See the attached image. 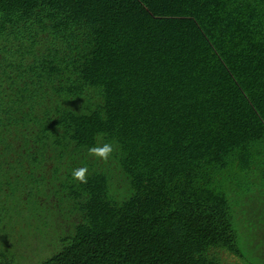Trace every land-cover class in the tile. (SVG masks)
Here are the masks:
<instances>
[{"label": "trees", "instance_id": "trees-1", "mask_svg": "<svg viewBox=\"0 0 264 264\" xmlns=\"http://www.w3.org/2000/svg\"><path fill=\"white\" fill-rule=\"evenodd\" d=\"M263 207L264 0H0V264H253Z\"/></svg>", "mask_w": 264, "mask_h": 264}, {"label": "clouds", "instance_id": "clouds-1", "mask_svg": "<svg viewBox=\"0 0 264 264\" xmlns=\"http://www.w3.org/2000/svg\"><path fill=\"white\" fill-rule=\"evenodd\" d=\"M114 146L111 142H106L98 146H92L88 149L89 156L97 159L99 162H108L114 152ZM72 178L79 183H87L88 168L79 167L72 170Z\"/></svg>", "mask_w": 264, "mask_h": 264}, {"label": "rangeland", "instance_id": "rangeland-1", "mask_svg": "<svg viewBox=\"0 0 264 264\" xmlns=\"http://www.w3.org/2000/svg\"><path fill=\"white\" fill-rule=\"evenodd\" d=\"M258 183H260V182H258ZM249 185H250L249 183L245 182V186H249ZM252 190H253V188H252ZM238 192H240V190H238ZM259 219H260V221L264 220V207H263V210H262V215H261V217ZM11 239H13V241ZM11 239L8 240V241H10L11 244H13L14 241L16 243L18 241L15 235ZM262 242H263L262 240L257 241V240H254V239H245L244 244H246V245L244 247L245 248L244 251H245V254L248 257L249 263L264 264V259L262 258V260H261ZM16 246H18V245H16ZM22 252H23L24 256L28 254V252H26L25 249H22ZM38 254H39V257H41L44 254V250L41 249V248L38 250V252L34 256V259H35L34 261L37 260V255ZM27 264H29V263H27Z\"/></svg>", "mask_w": 264, "mask_h": 264}]
</instances>
